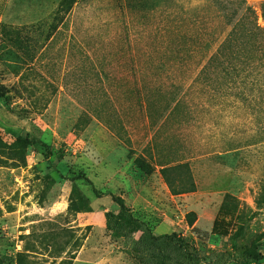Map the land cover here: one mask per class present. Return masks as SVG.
<instances>
[{"label":"rangeland","instance_id":"374dc122","mask_svg":"<svg viewBox=\"0 0 264 264\" xmlns=\"http://www.w3.org/2000/svg\"><path fill=\"white\" fill-rule=\"evenodd\" d=\"M61 1L0 0V264H135V219L157 235H182L197 250H231L239 221V250L263 243L264 204L257 202L264 95L249 92L246 109H192L187 125L179 124L182 112L177 122L153 128L141 104L142 78L133 72L153 46L160 57L170 45L168 34L160 40L170 6L135 13L125 0H80L61 25ZM246 2L264 27V0ZM213 5L177 0L175 7L182 33L217 36L212 51L230 30ZM149 79L152 86L159 80ZM157 132L162 151L176 152L189 169L164 173L151 160L159 152ZM22 139L41 143L24 148ZM139 158L152 168H139ZM78 176L88 181H74ZM114 197L129 213L120 214ZM223 208L227 236L214 231ZM190 213L197 216L193 225Z\"/></svg>","mask_w":264,"mask_h":264},{"label":"trees","instance_id":"16d2710c","mask_svg":"<svg viewBox=\"0 0 264 264\" xmlns=\"http://www.w3.org/2000/svg\"><path fill=\"white\" fill-rule=\"evenodd\" d=\"M79 1H61L57 11L61 25L65 23L67 16ZM125 1L130 11L135 13L153 11L162 2L171 8L165 30L162 32L165 34L160 38L164 40L163 37L168 34L170 45L161 49L164 53L160 57H154L155 46H153L152 52L148 50L147 55L140 58L141 61L135 65L133 72L141 76L142 79L139 81H143L141 91L145 92L146 96L140 99L143 108L147 111L151 127H156L160 122L162 123L160 128L165 127L170 121L175 123L182 112L185 116L179 124L187 125L189 120L193 119L188 117L193 113L192 109L197 111L198 108H202L206 110V114L212 115H215V111L228 112L229 109L237 110L240 107L246 109L251 105L249 92L264 95V27L258 25V15L251 6H248L246 0H212L220 19L219 24L230 28L214 51L211 42L213 36L217 38L214 33H208L207 37L197 34L193 38L182 33L183 22L175 10L177 0ZM262 11L264 17V5ZM158 27H161L160 24ZM149 29L152 32V28ZM143 35L150 37L148 32ZM140 40L146 42V37ZM131 51L133 52L132 49ZM152 76L159 79L153 80L158 82L153 86L148 84ZM3 97L5 96L0 91V98ZM197 98L201 99L199 104ZM192 102L193 104H190ZM157 135L158 132L153 147L159 152L157 158L151 156V160H158V163L164 167V173L177 168L189 169V163L180 160L176 152L171 150L166 154V151H162V138L158 139ZM21 141L24 143V148L29 144L41 143L29 139ZM144 152L149 155L150 147ZM172 157L173 161H171ZM174 161L178 163L172 166ZM136 164L144 170L152 168L151 162H146L145 158L137 159ZM83 179L88 181L84 176H78L74 181ZM191 186L194 187L193 184ZM95 193L100 197V192L95 190ZM114 201L120 208V214L129 213L130 210L122 199L114 197ZM257 204H264V185ZM196 217L194 213L187 215L189 225L195 223ZM135 221L139 224L141 232L137 239L132 238L134 241L131 246V256L135 264H258L264 260V254L259 250L261 246L264 247V242L259 244V240L255 241L249 250L238 249L236 239L245 235L244 222L239 221L236 224L237 230L231 236V250L217 251L197 250L182 235H157L149 223L139 222L138 219ZM230 223L223 212L215 221V233L229 235Z\"/></svg>","mask_w":264,"mask_h":264}]
</instances>
